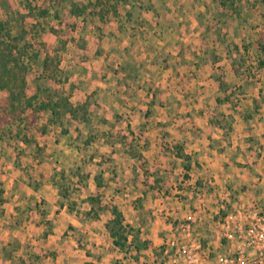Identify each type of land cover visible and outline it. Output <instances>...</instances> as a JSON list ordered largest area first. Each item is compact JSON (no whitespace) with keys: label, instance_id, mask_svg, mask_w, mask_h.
Segmentation results:
<instances>
[{"label":"rangeland","instance_id":"374dc122","mask_svg":"<svg viewBox=\"0 0 264 264\" xmlns=\"http://www.w3.org/2000/svg\"><path fill=\"white\" fill-rule=\"evenodd\" d=\"M99 1L32 0L30 6L48 11L40 17L26 1L0 0V23L9 20L0 37L16 36L20 46H31L20 60L30 67L25 97L40 102L51 94L75 110L68 113L62 103L40 110L28 127L27 110L24 122L0 128V228H9L12 242L6 253L18 261L54 256L68 261L75 250L78 259L97 257L87 247L96 242L88 231H103L99 240L113 242L107 227L116 207L131 228L124 250L113 243L121 257L112 245L106 250L109 264L124 259L162 264V251L153 262L150 242L135 229L160 223V228L190 224L213 256L221 254L215 222L234 208L226 201L210 204L209 219L197 221L206 201L194 194L215 187L209 180L190 182L197 170L188 171L187 156H194L180 149L184 142L174 134L183 125L199 128L189 121L193 116H208L203 121L208 128L229 133L232 122L221 114L249 117L258 111L251 94L257 93L264 66V0ZM24 15L30 17L22 25ZM34 52L38 57L30 59ZM7 94L0 91V102ZM1 117L0 112V123ZM155 193L168 197L169 213L187 209L191 215L179 220L160 213V198L146 200ZM24 228L43 230L28 242ZM49 233L50 244L39 249Z\"/></svg>","mask_w":264,"mask_h":264},{"label":"crops","instance_id":"0c3cea01","mask_svg":"<svg viewBox=\"0 0 264 264\" xmlns=\"http://www.w3.org/2000/svg\"><path fill=\"white\" fill-rule=\"evenodd\" d=\"M107 77H110L109 73ZM255 84L257 93L251 94V100L255 105L259 106L257 112L252 113L249 117L233 113L221 114V119H229L232 122V124L230 123L231 129L229 133L222 127L220 129L208 128V125L203 122L208 120V116L205 119H198L196 116H193L188 119L192 124L194 123V126L199 128L190 130L188 125H183L180 127L181 133L174 134L175 138L179 137L185 143L181 144L180 149L185 154L194 156H187L188 171L192 173L195 170L194 168L197 170L196 172L194 171L196 178L191 179L190 182L199 183L201 181V183L203 182L206 185V180H209L215 187L212 191L208 192V189L203 188L201 194H194V198L195 196L198 197L197 199L201 197L202 201H206L202 206V210H198L197 212V221L200 224L209 219V213L212 211L209 207L210 204L218 206V202L226 201L234 209L242 205L264 204V66L261 68V80ZM250 87L252 88L253 86ZM179 160L182 161L180 158ZM191 173L189 174L192 177L193 174ZM159 198L163 201V209L157 210L160 213L165 211L167 215L176 216L179 220H182L183 217H188V214L191 215L187 209L169 213L170 208L164 203L168 199L167 196L161 197L159 193L146 195L147 201L154 200V202H160ZM190 199L192 198L189 197L188 201ZM202 201L198 200L199 206ZM179 205L182 204L180 203ZM154 214L158 215L156 211ZM156 217L157 222L160 223V216ZM200 224L198 225L200 226ZM158 225V227L157 225H153L152 228H135L139 236H141L142 241L150 242L147 251L151 252L149 257L153 259V262L157 260V256L155 255L157 254V250L163 251L165 248L164 243L166 240L179 237L182 234L180 229L182 226L180 225L175 226L174 224L167 223L163 225V228H160L162 223ZM208 225L212 227V223H208ZM23 230L30 237L28 238V242H31L34 241L32 239L33 233H37L43 229L35 228L33 230V228H24ZM53 233H56L55 229H53ZM100 233L101 231L94 228L88 231L89 237L92 235L89 239L96 242L95 245L92 242H87V247L95 249L99 253L97 257L85 256V258L78 259L76 257L79 250H75L71 251L68 261L65 258L57 256L38 259L37 261L34 259H19L18 261L12 259L14 257L9 259L6 253L12 243L10 241L11 231L9 228H0V264H109V254L107 255L106 252L108 247L112 245L114 253L118 254L119 257L123 253L114 247L113 242L108 244L104 240L100 241ZM101 235H103V231ZM52 236L50 233L47 234L45 236L46 239H43L40 242L41 244L38 243L40 245L39 249L47 247L50 244L48 240ZM23 239L26 238L23 237ZM28 245L30 244L28 243ZM153 250H156V253ZM119 264H130V261L129 259H124Z\"/></svg>","mask_w":264,"mask_h":264},{"label":"built area","instance_id":"2783aa9c","mask_svg":"<svg viewBox=\"0 0 264 264\" xmlns=\"http://www.w3.org/2000/svg\"><path fill=\"white\" fill-rule=\"evenodd\" d=\"M215 225L223 253L213 256L188 224L164 243L162 264H264V204L239 206Z\"/></svg>","mask_w":264,"mask_h":264},{"label":"trees","instance_id":"16d2710c","mask_svg":"<svg viewBox=\"0 0 264 264\" xmlns=\"http://www.w3.org/2000/svg\"><path fill=\"white\" fill-rule=\"evenodd\" d=\"M24 1L28 2L27 4ZM49 3H56L57 5L61 4L64 0H46ZM32 0H20V4L24 5L26 8L29 9V11H34L39 14L40 17H46L48 15L47 10H41L39 8H34L31 5ZM98 3L100 1L98 0ZM29 12V13H30ZM22 25H24L27 22V19H29L30 16H21ZM9 26V20L5 21L4 23H0V34L6 29V27ZM35 27V26H34ZM33 28V27H32ZM22 39L16 37V36H10L9 34L5 38L0 37V47L4 46V50L0 52V80H6L4 84L0 85V91H6L7 97L0 102V112L2 113L1 117V123L0 128L3 129V126L5 124L10 123H17V122H24L21 118V115L25 113L27 110H30V114L28 116V126L34 125V123L37 120V113L40 110H45L48 108L55 109L59 108L60 104L65 106L67 109V112L73 113L75 110H72V107L68 103V100L63 98L61 101L58 99L57 101L52 99V95L50 94L47 96V100H41L40 102H37L38 98L32 97V98H26L24 94L25 89V76L30 71L29 66L21 65L20 66V60L22 57L27 55L29 53V49H31V46H29L27 43H25L23 46H20L19 42H21ZM261 47V46H260ZM264 49L261 47V51ZM17 53V57L14 56V53ZM38 54L36 52L32 53V56H30V59H35ZM49 56H47L44 59V66L46 70L51 66ZM53 64V70L54 77L56 74H58V63H52ZM264 61L260 62V65H263ZM13 88H10L11 85ZM221 87V86H220ZM50 91V90H49ZM50 93V92H49ZM7 118V119H6ZM85 119V117H84ZM26 127V126H25ZM112 215L113 219L110 221L107 229L109 230V234L111 238L113 239V243L116 247H118L120 250L125 249V245L127 243V237L125 236L126 229L131 228L130 226H126L123 224V216L121 212L114 207L112 209Z\"/></svg>","mask_w":264,"mask_h":264}]
</instances>
